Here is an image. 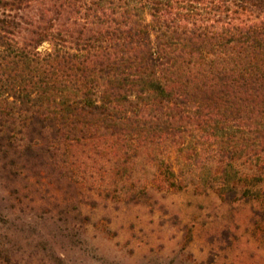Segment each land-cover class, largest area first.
Instances as JSON below:
<instances>
[{
  "label": "trees",
  "instance_id": "16d2710c",
  "mask_svg": "<svg viewBox=\"0 0 264 264\" xmlns=\"http://www.w3.org/2000/svg\"><path fill=\"white\" fill-rule=\"evenodd\" d=\"M37 1L0 0L7 177L50 171L136 201L140 158L189 139L222 172L264 158V0H48L33 18ZM196 165L182 159L172 183L203 186ZM213 186L226 202L252 191Z\"/></svg>",
  "mask_w": 264,
  "mask_h": 264
},
{
  "label": "rangeland",
  "instance_id": "374dc122",
  "mask_svg": "<svg viewBox=\"0 0 264 264\" xmlns=\"http://www.w3.org/2000/svg\"><path fill=\"white\" fill-rule=\"evenodd\" d=\"M48 8V0H40L28 12L40 18ZM51 49L49 42L38 48ZM199 141L140 158L134 178L144 193L136 201L50 171L13 179L0 170L4 255L22 264H264V195L255 200L257 190L264 193V158L237 161L222 172ZM190 155L197 164L192 176L206 192L197 181L172 183L181 182L179 164ZM224 177L241 193L252 191L226 202L210 187ZM0 264L9 263L0 257Z\"/></svg>",
  "mask_w": 264,
  "mask_h": 264
}]
</instances>
